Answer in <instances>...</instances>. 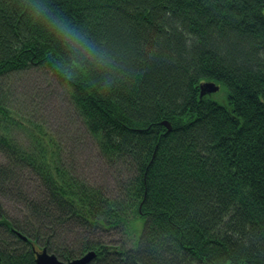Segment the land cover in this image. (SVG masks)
<instances>
[{
  "label": "trees",
  "instance_id": "obj_1",
  "mask_svg": "<svg viewBox=\"0 0 264 264\" xmlns=\"http://www.w3.org/2000/svg\"><path fill=\"white\" fill-rule=\"evenodd\" d=\"M32 71L65 95L109 188L7 106V81ZM203 81L220 91L201 97ZM0 157V264H37L33 249L264 264V0H0Z\"/></svg>",
  "mask_w": 264,
  "mask_h": 264
},
{
  "label": "rangeland",
  "instance_id": "obj_2",
  "mask_svg": "<svg viewBox=\"0 0 264 264\" xmlns=\"http://www.w3.org/2000/svg\"><path fill=\"white\" fill-rule=\"evenodd\" d=\"M7 88L11 100V103L7 102V106L33 120L35 114L39 121H44L49 131L57 133L65 142V154L70 155L80 176L86 177L92 184H100L106 188L111 186L112 179L108 177L101 157L95 153L93 141L79 130L72 107L51 78L41 72L32 71L13 76L7 81ZM35 92L37 97L41 94L42 101L36 99ZM224 96V92L215 95L221 101H224ZM33 109L35 112H31ZM0 162L5 164L6 159L0 157ZM19 175V182L24 183L23 190L33 191L34 186L29 175ZM4 207L9 209L11 206L4 204ZM117 238L119 240L121 237Z\"/></svg>",
  "mask_w": 264,
  "mask_h": 264
},
{
  "label": "water",
  "instance_id": "obj_3",
  "mask_svg": "<svg viewBox=\"0 0 264 264\" xmlns=\"http://www.w3.org/2000/svg\"><path fill=\"white\" fill-rule=\"evenodd\" d=\"M221 87L219 84L213 81H203L200 83V96L203 97L205 95H213L220 91ZM163 125H165L168 131H171V125L169 122L164 121ZM19 237L23 241H28L26 236L19 234ZM34 250V254L36 256L37 264H89L95 257L96 253L94 251L88 252L80 258L70 260L68 262L60 261L55 255L49 254L47 250L36 251Z\"/></svg>",
  "mask_w": 264,
  "mask_h": 264
}]
</instances>
